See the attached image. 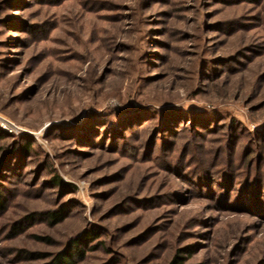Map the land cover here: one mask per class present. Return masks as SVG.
<instances>
[{"label": "rangeland", "instance_id": "1", "mask_svg": "<svg viewBox=\"0 0 264 264\" xmlns=\"http://www.w3.org/2000/svg\"><path fill=\"white\" fill-rule=\"evenodd\" d=\"M74 245L264 264V0H0V264Z\"/></svg>", "mask_w": 264, "mask_h": 264}, {"label": "trees", "instance_id": "2", "mask_svg": "<svg viewBox=\"0 0 264 264\" xmlns=\"http://www.w3.org/2000/svg\"><path fill=\"white\" fill-rule=\"evenodd\" d=\"M53 218H55L56 216L55 215H52ZM74 247L76 248V251L74 254H69L68 256H64V255H59L52 264H75V259H74V256L77 255H83L82 252H78L77 251V246L74 245ZM181 260V259H180ZM172 264H181L179 262V259H175Z\"/></svg>", "mask_w": 264, "mask_h": 264}]
</instances>
